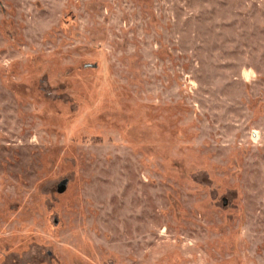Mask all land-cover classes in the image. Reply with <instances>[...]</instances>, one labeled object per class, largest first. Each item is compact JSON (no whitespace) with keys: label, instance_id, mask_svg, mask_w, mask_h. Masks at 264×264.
<instances>
[{"label":"rangeland","instance_id":"rangeland-1","mask_svg":"<svg viewBox=\"0 0 264 264\" xmlns=\"http://www.w3.org/2000/svg\"><path fill=\"white\" fill-rule=\"evenodd\" d=\"M0 264H264V0H0Z\"/></svg>","mask_w":264,"mask_h":264}]
</instances>
